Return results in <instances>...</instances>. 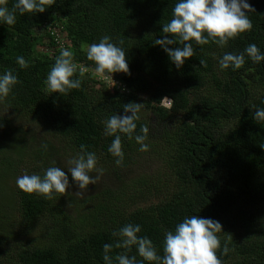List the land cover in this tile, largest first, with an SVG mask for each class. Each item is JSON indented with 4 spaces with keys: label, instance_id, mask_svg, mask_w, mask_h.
Here are the masks:
<instances>
[{
    "label": "trees",
    "instance_id": "16d2710c",
    "mask_svg": "<svg viewBox=\"0 0 264 264\" xmlns=\"http://www.w3.org/2000/svg\"><path fill=\"white\" fill-rule=\"evenodd\" d=\"M176 2L54 0L43 13H17L14 25L0 24V72L11 69L19 79L0 99V264H104L103 244L114 243V230L140 224L138 235H147L159 248L165 231L191 214L221 222V243L227 241L230 249L226 255L217 251L223 264H264V122L253 119L252 108H264V61L257 64L246 57L237 70H221L218 64L225 51L240 52L249 43L264 50V0H249L255 10L249 13L251 31L230 39L224 48L193 41L195 55L179 69L153 44L164 35L162 24L172 18ZM13 3L8 0L9 7ZM54 27L60 28V38L67 39L74 63L88 68L76 67L74 78L81 79V87L67 94L46 87V76L59 55V50L50 51L57 45ZM103 35L122 41L130 74L109 75L125 86L110 87L93 73L95 63L87 59V46ZM18 55L29 62L27 68L16 63ZM165 99L170 104H164ZM129 102L144 104L137 132L140 125H148L147 109L164 123L159 136L168 146L174 186L158 201L126 211L134 194L107 186L91 196L94 207L86 210L92 201L71 190L46 199L21 191L15 177L13 184L6 177L18 161L24 165L16 168L42 174L57 158L79 153L83 144L102 165H112L115 178L123 183L124 175L135 168L139 145L121 134L125 158L117 166L107 151L114 137L103 134L102 121L112 113L123 114V105ZM36 119L46 122L51 136L67 140L71 150L64 152L53 138L37 149L25 145L24 137L33 132L30 124ZM150 135L149 131L146 143ZM5 136L8 139H2ZM27 153L31 162L24 161ZM62 168L67 171L68 166ZM157 189L143 194L150 196ZM6 196L14 203L6 202ZM14 207L17 215H11ZM41 217L46 219L45 235L30 240L31 223ZM121 251L113 248L111 255ZM134 254L135 247L129 255Z\"/></svg>",
    "mask_w": 264,
    "mask_h": 264
},
{
    "label": "clouds",
    "instance_id": "9594fccd",
    "mask_svg": "<svg viewBox=\"0 0 264 264\" xmlns=\"http://www.w3.org/2000/svg\"><path fill=\"white\" fill-rule=\"evenodd\" d=\"M53 3L54 0H14L9 7L8 0H0V24L14 25L17 13H43ZM254 11L249 0H177L172 8V18L162 24L164 35L155 38L153 44L160 46L179 69L188 58L195 55L193 41L196 45H205L211 41L224 48L230 39L251 31L253 24L249 13ZM57 29L60 31V28ZM60 39L56 46L50 48V51L59 50V55L46 76V87L52 93L67 94L70 90L81 87V79L74 78L76 67L83 70L88 68L74 63V53L67 46V39ZM120 44L122 41L114 42L109 35H103L98 42L89 44L86 50L87 59L95 63L93 73L96 78L106 83L110 78L114 79V83L107 84L115 89L126 83L109 74H130L126 52ZM246 57L258 64L264 61V50L253 42L240 52L225 51L218 58L219 68L240 69L245 64ZM16 63L20 68L29 66V62L21 55L16 57ZM200 64L204 65L205 61L201 60ZM18 83V75L13 70L5 69L0 72V99L6 98ZM115 84L119 85L116 87ZM143 107V103L129 102L123 105V114L112 113L102 121L103 134L114 137L107 151L116 158L114 163L117 166H122L125 158L121 134L129 140L134 139L141 152L150 148L146 143L150 131L148 125L142 124L139 131H136ZM252 108L255 109L253 119L264 122V108L256 105ZM42 147L47 149L46 144ZM98 159L94 151L87 150L82 144L80 152L69 158L71 166L66 168L67 173L65 168L56 166L54 161L42 174H29L25 171L17 176L16 185L25 193L51 199L54 194H63L71 187L70 173L72 182L79 189L87 190L90 184H97L104 174V169L98 166ZM141 231V225L133 223L114 230V243L103 244L104 264H223L217 251H220V255H226L230 251L227 241L223 245L221 243L219 234L224 233L221 222L211 217L195 214L183 217L174 229L165 231L159 248L147 235H138ZM133 247L136 254L129 255ZM113 248L123 251L113 256Z\"/></svg>",
    "mask_w": 264,
    "mask_h": 264
},
{
    "label": "rangeland",
    "instance_id": "374dc122",
    "mask_svg": "<svg viewBox=\"0 0 264 264\" xmlns=\"http://www.w3.org/2000/svg\"><path fill=\"white\" fill-rule=\"evenodd\" d=\"M49 49V47L47 48ZM114 79H109L107 83H114ZM164 103L167 105L170 103L168 99L164 100ZM144 112V111H143ZM145 119L148 122L149 128H150V141L149 145L150 148L146 152L139 151L135 157L134 160L137 161L135 165H133L135 168L132 170L131 175L126 176L124 175V182H120L118 179L115 178L114 175V167L112 165H102L105 164L103 162L98 161L100 167L104 169V174L101 177L100 181L93 185L90 184L87 188L86 192L77 193L79 190L78 186L72 182L71 175H69V180L71 187L67 190H71L73 194H76L78 196H81L82 198H88V200L92 201L94 198H92V195H95L98 192L103 191L107 186H111L113 189L119 188V186L123 187L124 193L134 194L133 203L130 204V206H125L124 210H133L139 207H144L145 205H148L150 203L156 202L159 199L162 198V195L164 196L168 192L171 191V189L174 186V178L171 171V164H169L167 161V143L160 138L159 134L163 132L164 123H159L156 119L153 118L151 112L147 109L145 114ZM34 122L30 124V126L33 128V132L30 131V136L24 137V144L25 145H31L32 148L37 149L38 144L44 143L46 139L53 138V141L56 143L58 147H62V150L64 152L71 150L69 146V142L67 140H61L60 137L57 134H54L51 136L50 133L47 132V126L46 122L43 120L31 121ZM32 137V139H31ZM2 139H8V136L3 137ZM8 140H6L7 142ZM6 143L3 145V148L5 149ZM22 148H25V146H22ZM27 148V147H26ZM6 151V149H5ZM28 152V151H27ZM76 154L74 153L75 156ZM71 155L62 156L56 159V166H64L67 165L70 167L71 165L68 163V160ZM33 159L27 153V156L24 158V161L31 162ZM133 160V161H134ZM3 159L0 157V165L2 166ZM24 164L21 162H17L16 166H13V172L7 173L6 177H9L10 183L13 184L12 180L13 177L17 178V176L23 174L25 172L22 168H16L21 167ZM52 166V165H51ZM67 173V171H65ZM94 175V173H93ZM154 189L158 188L157 191L150 195L145 196L143 193L144 190L148 189ZM140 189L143 190L142 194L140 193ZM6 192H10L6 190ZM7 199H5L6 202H9L10 204L14 203L15 199L10 196H6ZM99 197H103V193H100ZM11 202H10V201ZM85 203H82L84 205ZM94 207L93 201L92 203L86 204V210L91 209ZM17 215V209L14 207L11 211V215ZM76 215V214H74ZM46 219L41 217L36 222L31 223V233H29L30 240H38L42 239L45 235L46 231V225H45ZM28 228V229H30ZM47 240V237L45 238ZM37 242V241H36Z\"/></svg>",
    "mask_w": 264,
    "mask_h": 264
},
{
    "label": "built area",
    "instance_id": "2783aa9c",
    "mask_svg": "<svg viewBox=\"0 0 264 264\" xmlns=\"http://www.w3.org/2000/svg\"><path fill=\"white\" fill-rule=\"evenodd\" d=\"M53 31H54V33L57 34V36H58L57 41H60L61 39H60V35H59V33H60L59 29L54 28Z\"/></svg>",
    "mask_w": 264,
    "mask_h": 264
}]
</instances>
